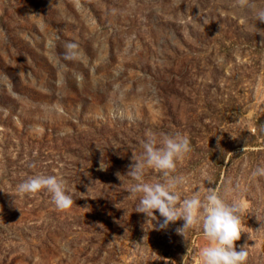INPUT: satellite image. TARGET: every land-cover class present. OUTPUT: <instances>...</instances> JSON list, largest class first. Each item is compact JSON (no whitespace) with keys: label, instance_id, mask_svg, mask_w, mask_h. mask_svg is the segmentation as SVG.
I'll return each instance as SVG.
<instances>
[{"label":"rangeland","instance_id":"rangeland-1","mask_svg":"<svg viewBox=\"0 0 264 264\" xmlns=\"http://www.w3.org/2000/svg\"><path fill=\"white\" fill-rule=\"evenodd\" d=\"M251 4L0 0V264H201L202 230L186 241L183 220L160 230L127 199L149 130L188 138L181 196L242 203L237 251L264 264V0ZM38 173L63 177L70 209L17 193Z\"/></svg>","mask_w":264,"mask_h":264},{"label":"clouds","instance_id":"clouds-1","mask_svg":"<svg viewBox=\"0 0 264 264\" xmlns=\"http://www.w3.org/2000/svg\"><path fill=\"white\" fill-rule=\"evenodd\" d=\"M237 2L240 7H253L251 0ZM255 16L259 22H264V8L256 9ZM142 148L140 156L133 153V163L126 175L134 181L127 189V199L138 200L135 212L144 214L148 224L156 219L155 213L158 211L163 218L159 224L160 230L183 220V225L176 232L186 241L190 229L202 230L208 244L200 250L201 264H246L247 245L239 251L236 246L245 232L242 226L244 205L236 200L229 202L212 187L205 189L201 186L190 196L183 197L178 191L187 183V178L178 174L177 165L190 151L188 138L180 133L162 134L157 144L155 134L149 130ZM108 167L109 164L102 159L99 170L107 171ZM146 169L159 173L161 179L155 183L146 182ZM252 176L264 177V165L257 166ZM204 179L205 182L213 183L210 176L205 175ZM39 192L49 194L52 204L59 211L70 209L74 203L63 177L56 174L38 173L17 185L20 195ZM116 207L120 208L118 204Z\"/></svg>","mask_w":264,"mask_h":264}]
</instances>
